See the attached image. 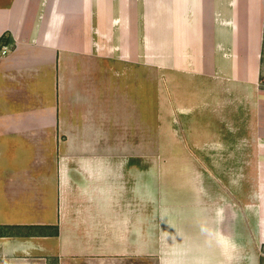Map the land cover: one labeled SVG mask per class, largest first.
Here are the masks:
<instances>
[{
  "label": "crops",
  "instance_id": "1",
  "mask_svg": "<svg viewBox=\"0 0 264 264\" xmlns=\"http://www.w3.org/2000/svg\"><path fill=\"white\" fill-rule=\"evenodd\" d=\"M0 46V264H260L264 0H0Z\"/></svg>",
  "mask_w": 264,
  "mask_h": 264
},
{
  "label": "rangeland",
  "instance_id": "2",
  "mask_svg": "<svg viewBox=\"0 0 264 264\" xmlns=\"http://www.w3.org/2000/svg\"><path fill=\"white\" fill-rule=\"evenodd\" d=\"M147 160H148V171H147V186H161L158 178L156 177L154 157L156 154L155 136H156V99H155V81L156 74L154 68L151 66L154 60L153 47L147 48ZM156 125V126H155ZM166 181L164 182V184ZM147 264H154L153 255L148 256ZM260 264H264V246L260 250Z\"/></svg>",
  "mask_w": 264,
  "mask_h": 264
},
{
  "label": "built area",
  "instance_id": "3",
  "mask_svg": "<svg viewBox=\"0 0 264 264\" xmlns=\"http://www.w3.org/2000/svg\"><path fill=\"white\" fill-rule=\"evenodd\" d=\"M11 52L8 46H0V58L7 56Z\"/></svg>",
  "mask_w": 264,
  "mask_h": 264
}]
</instances>
